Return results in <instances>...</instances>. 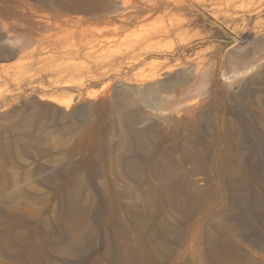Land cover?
Instances as JSON below:
<instances>
[{
  "label": "rangeland",
  "instance_id": "1",
  "mask_svg": "<svg viewBox=\"0 0 264 264\" xmlns=\"http://www.w3.org/2000/svg\"><path fill=\"white\" fill-rule=\"evenodd\" d=\"M125 1L126 12L132 3H143ZM114 2L120 6L124 0ZM184 2L205 7L207 17L216 22L196 16L198 11H187L177 15L183 21L184 33L161 37L164 29L179 21L173 12L166 16L143 14L139 20L128 22L118 14L123 8L93 15L56 4L42 5L38 0H0V199L34 197L38 201L32 206L54 221L59 214V189L70 185L74 174L84 172L85 163L93 168L108 167L96 181L98 188L105 189L121 174L119 161L131 155L119 146L118 132L124 125L116 115L115 89L144 90L180 72L188 78L168 95L171 109L142 105L148 120L142 127L153 125V141L159 143L174 126L172 119H185L183 110L194 104L212 146L214 137L227 131L224 118L232 121L243 116L240 134L247 148L231 159L235 172L225 181L228 191L220 205H210L209 209H219L216 212L225 219L256 220L254 227L237 233V240L243 245L241 252L247 255L248 264H264V250L255 242L264 237V0ZM169 67L173 70L168 71ZM247 88L256 90L261 103L242 98ZM85 107L94 109L90 108L92 115L83 120L79 111ZM229 109L234 110L229 113ZM98 121L106 125V131L83 129L87 123ZM182 129L178 130L179 137L163 140L165 156L180 170L189 171L198 186L218 187L222 182L216 166L200 171L196 162L185 159L194 140ZM57 161L71 162V173H59ZM239 184L244 185L251 203L237 201L232 206L230 200L239 199L235 191ZM113 185L121 191L139 188L124 177ZM134 196L128 195L122 202L140 208ZM254 199H258L256 204ZM48 204L52 211L47 210ZM175 207L171 206L172 223L180 219ZM110 224H103L95 249L104 245ZM174 246L179 255L173 260L197 264L195 237L189 235ZM84 256L87 264L96 259L91 251ZM100 264H112V260H101Z\"/></svg>",
  "mask_w": 264,
  "mask_h": 264
},
{
  "label": "bare ground",
  "instance_id": "2",
  "mask_svg": "<svg viewBox=\"0 0 264 264\" xmlns=\"http://www.w3.org/2000/svg\"><path fill=\"white\" fill-rule=\"evenodd\" d=\"M38 1L42 5L56 4L93 15L113 7L119 12L123 8L118 14L128 22L139 20L144 17L143 14L151 16L161 13L166 16L173 12L172 14L177 16L187 11H198L196 16L207 17L205 7L196 5V1L186 3L184 0H142V4L132 3L128 12L125 0L120 6L114 0ZM207 18L212 23L216 22L210 17ZM182 22L179 19L171 26H166L161 37L182 35L185 29H182ZM173 67H177V64ZM173 67L167 70L172 71ZM159 76L160 74H157V77ZM187 76L178 72L165 78L163 83L149 84L144 90L138 88L127 90L123 87L115 89L116 115L124 125L118 132L119 146L124 147L131 155L119 161L122 172L114 176L105 189L98 188L96 181L108 167L93 168L92 164L85 163V171L78 175L74 174L72 183L59 189L57 193L60 201L59 214L54 221L50 216H43L32 206V203L38 201L34 197H27L21 201L15 198L0 199V264H87L84 253L88 251L96 257L91 264H100L101 260L106 259H111L112 264H161L163 261L168 264H188L173 259L179 255L174 243L182 241L183 238L186 240L189 235L195 237L198 245L197 264H248L247 255L241 252L242 243L238 242L237 233H244L250 227H254L253 223L257 221L245 217L225 219L216 212L219 209L216 211L209 209L210 205L219 204L228 191L225 181L233 178L234 171L230 164L231 159L235 157L236 152L247 148L245 138L240 134L243 116L238 115L232 121L224 118L227 131L224 136H215V142L211 146L206 139V127L193 104V108L183 110L185 119L181 117L172 119L174 126L171 124L173 127L163 138L165 140L168 136L179 137L178 130L182 128L188 130L194 145L188 147L185 159L189 158L196 162L200 171L216 166L222 182L218 187H200L195 184L189 177L191 174L189 171L180 170L167 159L163 150L164 141L161 140L159 143L153 141L155 136L153 125L142 127L148 121L142 105L162 111L170 108L168 95L184 81L186 83ZM256 78L253 77L258 81ZM252 90L247 88L242 98L248 102L258 103L260 98L256 90ZM135 94L140 96L136 98ZM90 108L85 107L79 111L83 120L92 115L94 108ZM233 110L229 109L227 112L231 113ZM83 129L88 132L96 130L104 132L107 127L98 121V124L87 123ZM196 145H203L207 150L201 151ZM56 163L61 165L59 173H71L73 169L71 162ZM122 177L132 185L139 186L138 191L132 188L118 190L113 182ZM152 179L156 181L153 182ZM243 186V184L236 186L235 191L239 192V199H231L232 206H236L237 201L243 204L244 201L250 202L244 194ZM132 194L138 199L136 202L141 205L140 208L135 204L122 202L123 198ZM254 196H259L258 191H254ZM180 197L183 201L179 200ZM257 201L258 199H254L252 202L256 204ZM171 206H176L179 212L180 219H176V223L170 221ZM47 210L52 211L50 204ZM204 212L206 213L203 214ZM190 218L195 219L185 226ZM105 222H112L108 227L109 235L102 248L95 249L97 235ZM255 242L264 250L263 236L255 239ZM71 258L75 260L70 261Z\"/></svg>",
  "mask_w": 264,
  "mask_h": 264
}]
</instances>
